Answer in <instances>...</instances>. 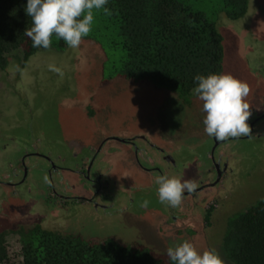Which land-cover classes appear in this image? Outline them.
I'll use <instances>...</instances> for the list:
<instances>
[{
  "label": "rangeland",
  "instance_id": "obj_1",
  "mask_svg": "<svg viewBox=\"0 0 264 264\" xmlns=\"http://www.w3.org/2000/svg\"><path fill=\"white\" fill-rule=\"evenodd\" d=\"M191 2L209 14L219 6V0ZM219 29L224 73L248 84L250 116L263 115L264 0H251L243 19L223 18ZM102 48L104 53L95 43L82 41L67 52H41L24 69L14 63L0 69V232L39 225L162 253L190 241L199 251L214 248L224 264H231L221 251L227 217L264 196V118L254 136L228 138L218 146L204 132L202 101L194 97L186 103L149 82L135 84L113 75L110 57L105 60L113 50ZM49 65L61 71L53 72ZM137 136L168 151L178 167L167 168L162 159L163 164H152L145 156L137 164L132 147L150 150ZM124 138L138 139L125 143ZM103 141L109 152L101 176L104 192L110 191L106 210L76 199L98 188L95 178H85L79 168L86 161L89 166ZM149 154L162 156L158 150ZM24 158L29 169L36 168L29 181L18 184ZM214 159L229 167L218 187L186 197L175 209L159 202L155 176L203 184L202 175L207 181L218 177ZM48 160L55 167L53 186L48 185ZM51 187L74 200L56 201ZM144 199L150 202L147 208L140 206ZM189 199L194 200L189 204ZM210 206L207 224L198 213Z\"/></svg>",
  "mask_w": 264,
  "mask_h": 264
},
{
  "label": "trees",
  "instance_id": "obj_2",
  "mask_svg": "<svg viewBox=\"0 0 264 264\" xmlns=\"http://www.w3.org/2000/svg\"><path fill=\"white\" fill-rule=\"evenodd\" d=\"M26 3L27 0H0L1 70L13 63L24 69L44 51L63 53L71 49L55 35L48 49L32 47L31 40L24 35L32 24L25 13ZM250 4L251 0H219V6L209 14L196 8L191 0H109L106 7L111 14L94 9L91 32L82 41L95 43L101 50L102 47L113 50L105 57V60L110 57L113 75L135 84L149 82L189 103L196 97L192 92L195 75L225 72L221 20L243 19ZM200 211V217L210 224L213 207L204 213ZM221 249L231 264H264V196L227 217ZM0 264H170V261L166 252H155L141 245H124L111 238H84L81 234L38 225L0 232Z\"/></svg>",
  "mask_w": 264,
  "mask_h": 264
},
{
  "label": "clouds",
  "instance_id": "obj_3",
  "mask_svg": "<svg viewBox=\"0 0 264 264\" xmlns=\"http://www.w3.org/2000/svg\"><path fill=\"white\" fill-rule=\"evenodd\" d=\"M109 0H27L25 13L31 17V27L26 28L24 35L31 40L33 48L48 49L51 37L62 39L72 49H77L82 38L87 37L94 20L93 10L103 9ZM49 70L59 73L60 68L49 65ZM195 87L192 89L196 98L202 101L204 132L223 141L228 138L248 136L250 127L247 120L250 116L246 97L249 86L246 82L234 78L231 74L210 73L197 74L193 77ZM158 200L170 208L181 205L185 192L191 193L195 183L181 181L177 177L157 175ZM149 200L141 201L140 206L147 208ZM170 264H224L220 254L214 249L199 251L190 241H183L166 251Z\"/></svg>",
  "mask_w": 264,
  "mask_h": 264
},
{
  "label": "flooded vegetation",
  "instance_id": "obj_4",
  "mask_svg": "<svg viewBox=\"0 0 264 264\" xmlns=\"http://www.w3.org/2000/svg\"><path fill=\"white\" fill-rule=\"evenodd\" d=\"M263 118H264V114L260 115V116L259 115L258 116L257 115L249 116V118L247 120V123H248V125L250 127L249 136H254L252 134H254V130L257 128V126L260 125L258 123ZM137 137L141 141H146L147 144H148V147L150 149V150H148V148L146 149L144 146H138V145H134L132 147L133 150L135 151L137 164H138V158L140 156H145L147 161L152 163V164H163L162 163V161H163V162H165L167 168L178 167L176 159L168 151H166L165 149L156 148V144H154V142H152L151 140H149L148 138H146L144 136H137ZM138 138H127V139L124 138V140L122 142L133 143V142H136L135 139H138ZM211 138L214 141L215 138H213V137H211ZM215 141L217 143L216 145H218V146H219V144L221 142H223V141H217L216 139H215ZM106 142L107 141H103V144L96 151L95 157H93V160L90 161L91 163L89 164V166H88V162L86 161L85 163H83L82 167L79 168V170L85 176V178H88V179L95 178V183H96V185H98V188H95L96 190H93L91 192V196L76 198L77 201H80L81 199L84 200L85 201V205L92 204V206L94 208H98V209L102 208L103 210H106L109 207L107 205L109 204L108 200L110 198V195L107 194V192L110 194V191H107L106 193L104 192V191H106L107 187H105L103 185V181L101 180V176L104 175V173H105L104 171L106 170V167L108 166V164H107L108 161L106 159V154H108L109 152H107V148L104 147ZM151 142L153 144H151ZM216 145L214 147V150L217 147ZM91 150L95 152V150H93V149H91ZM108 150L112 151L113 149L112 148H108ZM154 150H158L159 152L161 151L162 156H160V157H157V156L152 157L149 154V152L150 151H154ZM160 159H162V161ZM47 162L50 163V165L52 167L51 169H49V172L47 173V175H49V178H50L49 182H48V185H52L53 186V184H54L53 181L54 180L52 179V177H53L52 174H53V171L55 173V167H54V164H53L54 162L49 161V160ZM212 165H213L214 173H216L215 172L216 170L218 171V177L215 174L216 178L214 180L207 181L208 178L205 180V175H202L201 177H203V180H204L202 182H204V183L203 184L199 183L198 185L196 183L194 191L191 192V193L186 192L185 195L183 196L182 200H184L186 197L189 198V196H191L192 194L196 195V194H198V192L207 191V190L211 191V189H213V187L215 189L216 187L219 186L222 177L225 176V175L227 176V174L229 173L228 172V168H229L228 167V163H226L224 161L218 163V160L214 159V163ZM22 167H23L22 177H20L19 173L17 171H15V175H19L17 177L20 179L18 184L23 183V181H29V178H28L29 172L33 173L34 169L36 168V166H33V167L31 166V168L29 169V167L26 165L25 158L22 160ZM95 169H96V172L94 173ZM40 171H41V169H40ZM95 175L97 176V178L95 177ZM33 176H34V174H33ZM54 177H55V181H56L57 176L54 175ZM10 179H11V177H10ZM4 181H6V180H4ZM51 188H52L51 192H53V194H51L50 196H51V198H54L56 201L59 200V201L63 202V201H72V200H74V199L69 200L70 197H68L67 194H61L58 190H54L53 187H51ZM215 195H217V193ZM192 200H194V199H189L187 201L190 204V203L193 202ZM168 213H169V211H168Z\"/></svg>",
  "mask_w": 264,
  "mask_h": 264
}]
</instances>
